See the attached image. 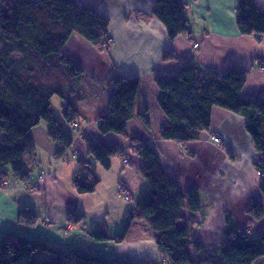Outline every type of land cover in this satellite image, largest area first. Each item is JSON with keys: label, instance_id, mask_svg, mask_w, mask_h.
Returning a JSON list of instances; mask_svg holds the SVG:
<instances>
[{"label": "trees", "instance_id": "obj_1", "mask_svg": "<svg viewBox=\"0 0 264 264\" xmlns=\"http://www.w3.org/2000/svg\"><path fill=\"white\" fill-rule=\"evenodd\" d=\"M141 14L159 20L169 40L191 34L186 4L180 0H153L150 15ZM235 14L241 35L264 36V12L258 10L253 0H236ZM108 25V18L74 0L1 2L0 189L10 179L29 181L34 171L26 160L34 149L30 131L40 123L45 124L49 138L58 146L57 160L70 150L73 135L67 126L80 117L74 104L80 99L76 83L82 71L65 56L64 47L70 36L76 34L98 50L106 51L111 44ZM247 77V71L229 69L224 74L205 73L195 64H188L167 79L156 78L155 101L167 121L159 137L183 146L198 140L202 133L210 132L214 108L243 117L256 155L253 166L260 174L259 190L264 195V101L242 98ZM108 86L107 108L97 120V129L101 134L125 136L127 123L135 117L140 81L112 76ZM54 96L63 103L62 117L66 125L51 110ZM68 96L74 99L68 100ZM139 120L144 128L150 129L144 114ZM128 153L140 159L139 174L146 189L128 209L123 231L111 239L113 242L124 240L132 222L141 220L153 232L152 239L167 264H253L264 258V227L256 236L248 233L252 222L263 217L260 204L255 201L249 204L247 231L239 230L226 216L225 235L230 239L217 250H206L192 234L198 225L195 216L202 212L199 197L182 191L178 182L164 171L158 152L150 144L132 139ZM87 156V160L76 156L73 188L80 195L93 193L100 183L97 167L109 170L111 160L116 157H122L127 164L126 153L114 144L87 143ZM121 188L123 197L129 196L123 184L118 190ZM185 210L189 213L187 217ZM17 221L34 227L38 217L23 208ZM66 221L83 224L84 216L69 213ZM89 235L94 242L109 239L105 224ZM41 254L51 256L42 259ZM0 264L145 263L107 258L80 249L60 252L44 242L10 233L0 239Z\"/></svg>", "mask_w": 264, "mask_h": 264}, {"label": "crops", "instance_id": "obj_2", "mask_svg": "<svg viewBox=\"0 0 264 264\" xmlns=\"http://www.w3.org/2000/svg\"><path fill=\"white\" fill-rule=\"evenodd\" d=\"M74 1L108 18L111 44L106 51H100L76 34L68 39L64 54L82 71L76 83L80 99L74 104L80 114L76 121L78 127L73 124L67 126L73 135L72 146L64 158L57 160L58 146L49 138L45 124L40 123L30 131L34 149L26 160L34 171L27 183L10 179L0 189V239L15 233L44 242L60 252L79 249V245L67 241L68 234L79 238L85 236L75 234L77 225L68 223L66 216L72 213L85 218V212L98 197L97 187L106 182L107 175L111 179L110 191L116 195L118 186L123 184L130 201H135L136 196L138 198L146 189V183L139 174L140 159L128 153L132 139L153 146L159 154L162 168L178 182L182 191L199 197L202 212L195 216L198 225L192 232L198 244L209 251L225 245L230 239L225 235L226 216L239 230L247 231L249 204L257 202L264 212V195L259 190L260 178L253 166L256 155L245 130L246 120L214 108L210 132L202 133L198 140L185 146L163 140L159 134L167 121L155 101V79H167L188 64H195L205 73L224 74L229 69L247 71L242 98L264 101V36L257 38L239 33L236 0H180L186 4L191 34L173 40H169L159 20L141 16V13L150 15L153 0ZM253 2L258 10L264 12V0ZM195 44L197 47L193 48ZM166 54L173 57L165 58ZM112 76L138 78L140 81L135 117L127 123L125 136L101 134L97 129V120L107 108L108 81ZM71 99L74 97L68 96V100ZM61 104L60 109L52 110L51 107V110L66 125ZM142 114L150 123L149 130L139 120ZM216 134L222 137L221 147L210 140V135ZM87 143L117 145L126 153L127 164L122 157H116L111 160L109 170L97 167L100 183L92 194L80 195L73 188L76 156L88 159ZM130 207L124 209L120 221H125ZM23 208L38 217L34 227L18 223L17 217ZM102 210L105 211L104 208ZM183 213L186 217L189 215L186 210ZM99 218L100 215L95 216L91 229L80 227L83 234L88 235L102 224L106 225L109 239L102 243L106 250L86 246L90 253L124 261L167 264L152 239L153 232L143 221L134 220L124 240L115 243L111 239L123 230L108 234L106 221ZM85 225L83 222L82 226ZM263 227L264 214L262 219L252 222L248 233L256 236ZM60 236L64 238V244L60 243ZM50 256L41 254L42 259ZM253 264H264V258Z\"/></svg>", "mask_w": 264, "mask_h": 264}, {"label": "rangeland", "instance_id": "obj_3", "mask_svg": "<svg viewBox=\"0 0 264 264\" xmlns=\"http://www.w3.org/2000/svg\"><path fill=\"white\" fill-rule=\"evenodd\" d=\"M59 103L60 100L58 97H53L51 107L52 110H58L59 108ZM216 146L221 147L222 146V141L218 144H215ZM260 176V174H258ZM41 178V177H40ZM111 187V179L109 175L106 177V182H102L96 189V195L98 196L92 203L91 207L87 209V212H85V218H84V223L86 224L85 226H82V224H78L76 227L75 234L79 233L85 237L79 238L78 236L72 237V233L68 234V239L67 241L76 245H79V249H83V251L89 252L90 250L86 246H90L93 248H98L100 251H105L106 248L102 245V243L106 242H94L92 241L90 235H85L83 234L84 232L80 230V227H87V229H91L94 226V220L95 216L100 215V220L106 221L107 227H109V232L108 234H114L116 232H121L124 227V221L123 219L120 221L121 217L124 214V209L126 207H130L134 200H126L123 197V193L121 192L122 190H118L116 195H114L110 191ZM106 190L109 192L107 193ZM121 192V193H119ZM92 194V193H91ZM138 196V195H137ZM136 196V199H137ZM130 201V202H129ZM105 209L102 210V208ZM106 213V217L105 214ZM121 216V217H120ZM49 237V236H48ZM60 243L64 244V238L60 236L59 239ZM66 246H69L70 244H66ZM111 249V248H109Z\"/></svg>", "mask_w": 264, "mask_h": 264}, {"label": "built area", "instance_id": "obj_4", "mask_svg": "<svg viewBox=\"0 0 264 264\" xmlns=\"http://www.w3.org/2000/svg\"><path fill=\"white\" fill-rule=\"evenodd\" d=\"M196 47H197V44H195V45L193 46V48H196ZM73 126H74L75 128L78 127V125H77L76 123H74ZM210 140H211V142H212L213 144H218V143H220V142L222 141V137L219 136L218 134H216V135H211V136H210ZM124 162H125V161H124ZM3 187H5V184H4ZM122 189H123V188H121L120 190H122ZM124 198H125V199H128L129 196H128V195H124Z\"/></svg>", "mask_w": 264, "mask_h": 264}]
</instances>
